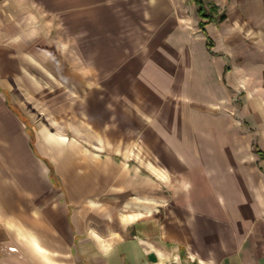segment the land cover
I'll list each match as a JSON object with an SVG mask.
<instances>
[{
  "label": "crops",
  "instance_id": "1",
  "mask_svg": "<svg viewBox=\"0 0 264 264\" xmlns=\"http://www.w3.org/2000/svg\"><path fill=\"white\" fill-rule=\"evenodd\" d=\"M217 3L225 18L205 25L210 49L197 5L178 6L194 24L177 56L192 60L189 115L133 120L128 164L15 101L26 77L39 89L19 59L40 55L12 45L38 43L41 11L57 0H0V264H264V0Z\"/></svg>",
  "mask_w": 264,
  "mask_h": 264
},
{
  "label": "rangeland",
  "instance_id": "2",
  "mask_svg": "<svg viewBox=\"0 0 264 264\" xmlns=\"http://www.w3.org/2000/svg\"><path fill=\"white\" fill-rule=\"evenodd\" d=\"M202 1L206 9L214 5L217 16L224 13L216 0ZM193 3L120 0L110 11H97L80 4L70 10L68 0H57L56 10L41 11L38 43L11 46L15 52L40 55L39 61L19 59L27 70L39 73L35 76L39 89L27 81L31 76L26 77L25 91L14 92L15 101H24L23 110L58 135L115 146L124 153L119 158L131 164L135 156L129 153L140 143L130 128L133 120L152 117L159 123L162 116L189 115L192 60L182 58L180 63L177 56L185 48L181 33L193 32L194 24L182 19L192 14V8L178 6ZM160 17L167 19L163 28ZM200 30L206 33L204 46L210 49L206 29ZM175 69L184 74L177 76ZM114 135L119 138L113 140ZM50 176L58 179L53 171Z\"/></svg>",
  "mask_w": 264,
  "mask_h": 264
},
{
  "label": "trees",
  "instance_id": "3",
  "mask_svg": "<svg viewBox=\"0 0 264 264\" xmlns=\"http://www.w3.org/2000/svg\"><path fill=\"white\" fill-rule=\"evenodd\" d=\"M197 5V14L199 16V26L205 31V24L212 20L222 21L225 18V14L221 13L217 16V8L214 5H211L209 9H206L202 0H192ZM50 168L51 165H49ZM52 169H50V172Z\"/></svg>",
  "mask_w": 264,
  "mask_h": 264
}]
</instances>
